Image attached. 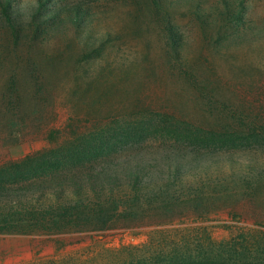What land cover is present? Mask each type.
<instances>
[{
  "label": "trees",
  "instance_id": "16d2710c",
  "mask_svg": "<svg viewBox=\"0 0 264 264\" xmlns=\"http://www.w3.org/2000/svg\"><path fill=\"white\" fill-rule=\"evenodd\" d=\"M19 1L0 0V28L16 44L40 51L72 33L82 67L115 48L111 32L96 30L90 6L35 0L25 8ZM152 1L169 74L193 88L197 109L138 96L122 113L71 116L63 129L49 131L47 146L0 168V234L127 227L145 232L147 241L105 248L101 255L112 259L105 264H264V222L210 221L241 202L264 211V98L235 103L217 81L189 69L169 6L162 12V0ZM221 3L212 22L201 10L197 18L224 24L229 12ZM135 60L123 57L119 69ZM11 98L16 108L19 94Z\"/></svg>",
  "mask_w": 264,
  "mask_h": 264
},
{
  "label": "rangeland",
  "instance_id": "374dc122",
  "mask_svg": "<svg viewBox=\"0 0 264 264\" xmlns=\"http://www.w3.org/2000/svg\"><path fill=\"white\" fill-rule=\"evenodd\" d=\"M34 1L19 2L27 8ZM54 2L92 7L99 19L96 30L111 32L115 48L106 49L101 61L82 67L81 49L72 33L51 43V49L38 51L16 44L11 33L0 28V168L47 146L49 131L63 129L73 115L84 119L92 111L122 113L138 96L159 105L169 101L197 109V93L183 77L169 74L162 51L163 21L152 0ZM218 2L226 4L229 12L224 24H203L196 11H204V18L212 22L211 10ZM165 5L182 34L189 69L217 81L235 103L264 98V0H162V12ZM123 57L137 62L134 66L126 62L129 66L119 69ZM12 94L20 97L16 108L10 105ZM258 220L264 222V211L241 202L212 214L210 221L253 225ZM135 232L118 227L64 234H0V264H105L110 259L101 255L105 248L147 241L145 232ZM216 233L227 235L224 230Z\"/></svg>",
  "mask_w": 264,
  "mask_h": 264
}]
</instances>
